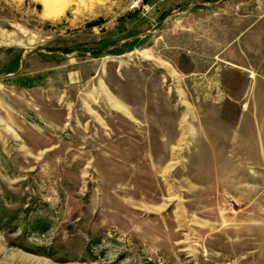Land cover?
<instances>
[{"label": "rangeland", "instance_id": "1", "mask_svg": "<svg viewBox=\"0 0 264 264\" xmlns=\"http://www.w3.org/2000/svg\"><path fill=\"white\" fill-rule=\"evenodd\" d=\"M132 3L0 0V264H264V0Z\"/></svg>", "mask_w": 264, "mask_h": 264}, {"label": "built area", "instance_id": "2", "mask_svg": "<svg viewBox=\"0 0 264 264\" xmlns=\"http://www.w3.org/2000/svg\"><path fill=\"white\" fill-rule=\"evenodd\" d=\"M131 2H134V3H132V6H134L136 3H138L139 2V0H130Z\"/></svg>", "mask_w": 264, "mask_h": 264}, {"label": "trees", "instance_id": "3", "mask_svg": "<svg viewBox=\"0 0 264 264\" xmlns=\"http://www.w3.org/2000/svg\"><path fill=\"white\" fill-rule=\"evenodd\" d=\"M14 68H10L8 71H12Z\"/></svg>", "mask_w": 264, "mask_h": 264}]
</instances>
